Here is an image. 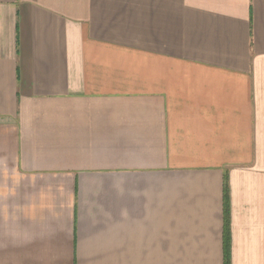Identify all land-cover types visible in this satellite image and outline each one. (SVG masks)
Here are the masks:
<instances>
[{
    "label": "crops",
    "instance_id": "crops-1",
    "mask_svg": "<svg viewBox=\"0 0 264 264\" xmlns=\"http://www.w3.org/2000/svg\"><path fill=\"white\" fill-rule=\"evenodd\" d=\"M225 180L264 264V0H0V264H223Z\"/></svg>",
    "mask_w": 264,
    "mask_h": 264
},
{
    "label": "trees",
    "instance_id": "trees-1",
    "mask_svg": "<svg viewBox=\"0 0 264 264\" xmlns=\"http://www.w3.org/2000/svg\"><path fill=\"white\" fill-rule=\"evenodd\" d=\"M226 179V178H225ZM228 195H227V184L226 180L224 182V219H225V226H224V233H223V264H230V258H229V238L227 234V220H228Z\"/></svg>",
    "mask_w": 264,
    "mask_h": 264
}]
</instances>
